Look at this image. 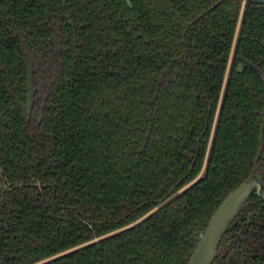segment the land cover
Segmentation results:
<instances>
[{
	"label": "trees",
	"instance_id": "16d2710c",
	"mask_svg": "<svg viewBox=\"0 0 264 264\" xmlns=\"http://www.w3.org/2000/svg\"><path fill=\"white\" fill-rule=\"evenodd\" d=\"M0 112V264H188L264 171V5L0 0ZM221 248L264 264V197Z\"/></svg>",
	"mask_w": 264,
	"mask_h": 264
},
{
	"label": "water",
	"instance_id": "95a60500",
	"mask_svg": "<svg viewBox=\"0 0 264 264\" xmlns=\"http://www.w3.org/2000/svg\"><path fill=\"white\" fill-rule=\"evenodd\" d=\"M248 3L264 4V0H246ZM28 67V112L31 113L35 103L37 92L35 82L34 61L29 52L25 53ZM239 72H243V66L240 65ZM43 118V111L39 112V121ZM0 123L4 126L8 125V121L4 113L0 112ZM264 183L263 175L255 171L236 189H234L220 204L214 215L212 216L207 228L201 235L200 242L195 249L190 262L188 264H213L217 254L223 235L228 230L232 221L242 210L246 201L251 197L254 191L260 196H264L262 192ZM9 189L5 181L4 174L0 169V194Z\"/></svg>",
	"mask_w": 264,
	"mask_h": 264
},
{
	"label": "flooded vegetation",
	"instance_id": "af4514ba",
	"mask_svg": "<svg viewBox=\"0 0 264 264\" xmlns=\"http://www.w3.org/2000/svg\"><path fill=\"white\" fill-rule=\"evenodd\" d=\"M244 1V4H246V0H243ZM264 5V4H263ZM243 66V65H242ZM239 69V68H238ZM243 70H244V67H243ZM37 93V92H36ZM35 104V103H34ZM34 108V107H33ZM33 110V109H32ZM39 112L40 111H38L37 113H38V119H39ZM42 121V120H41ZM40 121V122H41ZM204 171H205V168H203L202 169V172L200 173V175H202L203 173H204ZM255 171H257L258 173H260V174H262L263 175V183H264V171L262 170V169H260L258 166L254 169V171H253V173L255 172ZM262 192L264 193V186H263V189H262ZM254 194H257V195H259L258 193H257V191H254L253 192V194L251 195V197L254 195ZM260 196V195H259ZM250 197V198H251ZM260 197H264V196H260ZM250 198L246 201V203H245V205L243 206V208H242V210L240 211V213L244 210V208L246 207V205H247V203L249 202V200H250ZM240 213L237 215V217L232 221V223L238 218V216L240 215ZM250 216L248 217V221H247V224L250 222ZM232 223L230 224V226L232 225ZM230 226H229V228H230ZM229 228H228V230H229ZM227 230V231H228ZM227 231H226V233H227ZM204 233V232H203ZM225 233V234H226ZM243 233V231L240 233V234H242ZM225 234L223 235V237H222V240H221V242H220V245H219V248H218V254H217V256H216V258L218 257V255L221 253V252H225V248H221V243H222V241H223V238H224V236H225ZM240 236V235H239ZM201 239V238H200ZM200 242V241H199ZM230 247H231V245H230ZM216 258H215V260H216ZM215 260H214V262H215ZM213 262V263H214Z\"/></svg>",
	"mask_w": 264,
	"mask_h": 264
}]
</instances>
